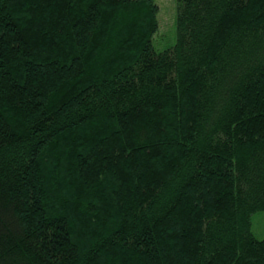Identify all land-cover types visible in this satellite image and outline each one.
I'll list each match as a JSON object with an SVG mask.
<instances>
[{
	"label": "trees",
	"instance_id": "obj_1",
	"mask_svg": "<svg viewBox=\"0 0 264 264\" xmlns=\"http://www.w3.org/2000/svg\"><path fill=\"white\" fill-rule=\"evenodd\" d=\"M0 0V264H264V0Z\"/></svg>",
	"mask_w": 264,
	"mask_h": 264
},
{
	"label": "rangeland",
	"instance_id": "obj_2",
	"mask_svg": "<svg viewBox=\"0 0 264 264\" xmlns=\"http://www.w3.org/2000/svg\"><path fill=\"white\" fill-rule=\"evenodd\" d=\"M158 6V30L153 39L154 47L158 50L172 46L176 40V1L154 0ZM251 231L258 239L264 238V210L252 215Z\"/></svg>",
	"mask_w": 264,
	"mask_h": 264
}]
</instances>
